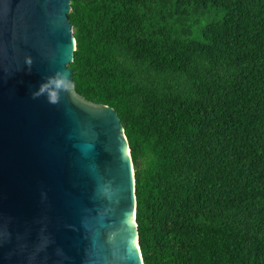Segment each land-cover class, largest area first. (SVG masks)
I'll use <instances>...</instances> for the list:
<instances>
[{
    "label": "trees",
    "instance_id": "16d2710c",
    "mask_svg": "<svg viewBox=\"0 0 264 264\" xmlns=\"http://www.w3.org/2000/svg\"><path fill=\"white\" fill-rule=\"evenodd\" d=\"M75 92L113 107L144 264H264V0H71Z\"/></svg>",
    "mask_w": 264,
    "mask_h": 264
},
{
    "label": "water",
    "instance_id": "95a60500",
    "mask_svg": "<svg viewBox=\"0 0 264 264\" xmlns=\"http://www.w3.org/2000/svg\"><path fill=\"white\" fill-rule=\"evenodd\" d=\"M71 0H0V264H144L117 111L75 92Z\"/></svg>",
    "mask_w": 264,
    "mask_h": 264
}]
</instances>
